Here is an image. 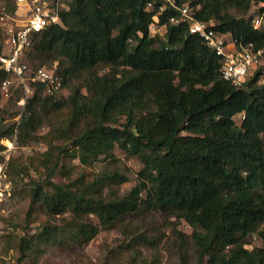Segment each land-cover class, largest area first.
Segmentation results:
<instances>
[{
    "label": "trees",
    "instance_id": "trees-1",
    "mask_svg": "<svg viewBox=\"0 0 264 264\" xmlns=\"http://www.w3.org/2000/svg\"><path fill=\"white\" fill-rule=\"evenodd\" d=\"M163 3L68 0L60 23L33 34L27 63L32 69H55L63 88L71 90L67 96L52 95L44 84L32 82L20 121V106L10 124H4L0 110V150L1 140L16 131L19 146L48 144L41 156L30 158L36 169L48 170L32 189L27 211L29 221L43 216L41 230L20 238L21 259L56 238V217L69 216L72 239L85 246L103 229L145 208L161 209L193 228L197 264H264V245L247 247L251 233L264 243V84L258 83L264 66L243 86H234L222 77L221 58L188 24H171L178 11L166 5L160 12ZM176 3L189 4L197 19L212 22L239 44L264 47V28L254 29V15L246 19L230 12L246 14L258 6L261 13L264 0ZM156 15L166 25L164 40L150 34ZM100 67L109 72L99 75ZM80 74L89 76V94L71 86ZM9 77L0 69V99ZM16 91L18 103L23 84ZM59 113L66 116L65 124L39 136L40 127ZM117 147L139 156L144 165L138 183L123 195L125 174L106 171L92 177L86 170L102 155L114 159ZM75 158L85 167L72 180L75 166L69 163ZM61 164L67 181L55 183L51 177ZM22 166L21 156L11 159L12 178L25 170ZM44 185L52 190L44 191ZM181 258L188 264L184 246Z\"/></svg>",
    "mask_w": 264,
    "mask_h": 264
},
{
    "label": "rangeland",
    "instance_id": "rangeland-1",
    "mask_svg": "<svg viewBox=\"0 0 264 264\" xmlns=\"http://www.w3.org/2000/svg\"><path fill=\"white\" fill-rule=\"evenodd\" d=\"M64 1L68 2V0ZM29 3L32 6V0H29ZM1 8H4L14 18L21 20H24L29 12V5H19L18 0H0V10ZM258 10L257 6L251 8L246 14H241L235 8H231L230 12L235 16L247 19L251 15L257 14ZM150 34L165 39L163 29L158 32L150 30ZM6 39V35L0 28V47L3 50L7 48ZM132 44L135 45L136 41H132ZM56 64L57 61L47 65L53 67ZM108 72L109 68H99V75H105ZM88 83L89 76L80 74L78 78L71 81V86L81 87L85 94H89ZM12 87L8 96L1 89L0 110L6 118L4 124L15 121L19 110V105L16 102V98L20 95V91H16L18 83L14 81ZM70 90L66 88L60 95L67 96ZM64 114H53L50 120L38 130L39 136L51 132L53 126L65 124L66 116ZM240 118V116H236L235 121L239 123ZM56 143L61 145L63 141ZM27 145L31 146V154L19 147L14 153L13 157H22V168L25 170L20 174L13 175V196L0 205V264H182L181 249L183 246L187 253L188 264H197V255L191 239L193 228L186 221L170 217L161 209L146 210L145 208L123 220L119 226L103 229L85 246L79 245L72 239L71 225L66 221L69 216L56 217L53 219L57 226L56 238L50 242L43 241L37 250L35 247L30 251L28 257L21 259L18 249L20 238L35 236L41 230L43 220L41 217L43 216L38 215L29 221L27 211L31 205L32 189L36 183L45 180L48 170L46 166L36 169L30 163V158H38L48 149L47 142L45 140L33 141ZM114 154V159L105 155L100 156V159L92 166H87L86 170L91 172L92 177H97L106 171L125 174L129 180L119 188V194L123 195L138 183V173L144 165L139 156H127L119 147L115 149ZM69 164L75 166L74 174L71 177L73 180L81 174L85 166L81 165L78 158L73 159ZM61 166L62 164L51 177L55 183L67 181L64 173L60 170ZM51 190L52 188L44 185V191ZM89 219L98 223L95 216H90ZM247 241L248 248L264 245L257 233H251Z\"/></svg>",
    "mask_w": 264,
    "mask_h": 264
},
{
    "label": "built area",
    "instance_id": "built-area-1",
    "mask_svg": "<svg viewBox=\"0 0 264 264\" xmlns=\"http://www.w3.org/2000/svg\"><path fill=\"white\" fill-rule=\"evenodd\" d=\"M19 5H29V12L24 20L14 18L4 8L0 10V28L6 35L7 48L0 52V69L11 74V77L2 82V89L6 96L14 81L24 86V96L18 101L20 121L22 112L27 104L28 97L33 93L32 82L45 85L46 93L60 95L65 90L62 80L55 69L38 67L32 69L25 59L26 49L31 45L33 34L41 32L46 27L61 22V11L68 8L64 0H18ZM154 2L148 3L153 8ZM166 5L178 11L177 15L170 17L171 24L186 23L189 31L202 37L215 51L222 61V77L234 86H243L256 72L264 66V47L255 49L252 46L239 44L230 34L218 32L212 27V22L196 18L195 11L189 4L179 5L176 0H164L160 6L162 12ZM254 29L264 28V11L254 15L252 20ZM166 25H160L158 15L150 30L165 31ZM259 84H264V69L258 78ZM1 121V120H0ZM4 148L0 150V205L13 196V178L10 174V162L14 153L22 148L27 153L32 152L31 146H19L17 131L11 138L1 140Z\"/></svg>",
    "mask_w": 264,
    "mask_h": 264
}]
</instances>
